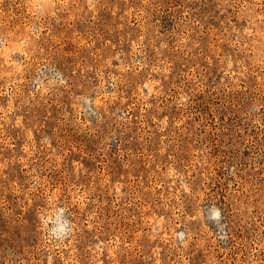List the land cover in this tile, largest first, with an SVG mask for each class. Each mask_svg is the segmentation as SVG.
Returning <instances> with one entry per match:
<instances>
[{"label":"rangeland","instance_id":"obj_1","mask_svg":"<svg viewBox=\"0 0 264 264\" xmlns=\"http://www.w3.org/2000/svg\"><path fill=\"white\" fill-rule=\"evenodd\" d=\"M0 264H264V0H0Z\"/></svg>","mask_w":264,"mask_h":264}]
</instances>
